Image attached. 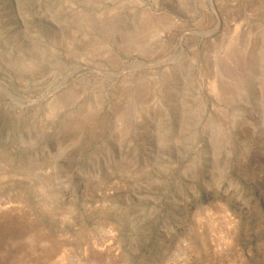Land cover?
<instances>
[{
    "label": "rangeland",
    "instance_id": "obj_1",
    "mask_svg": "<svg viewBox=\"0 0 264 264\" xmlns=\"http://www.w3.org/2000/svg\"><path fill=\"white\" fill-rule=\"evenodd\" d=\"M0 264H264V0H0Z\"/></svg>",
    "mask_w": 264,
    "mask_h": 264
}]
</instances>
